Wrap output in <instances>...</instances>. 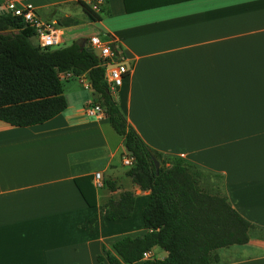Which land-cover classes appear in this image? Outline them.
Returning <instances> with one entry per match:
<instances>
[{
  "label": "crops",
  "instance_id": "0c3cea01",
  "mask_svg": "<svg viewBox=\"0 0 264 264\" xmlns=\"http://www.w3.org/2000/svg\"><path fill=\"white\" fill-rule=\"evenodd\" d=\"M105 2L109 15L87 24L115 42L130 68L117 88L128 123L152 150L221 176L229 202L251 223L247 242L211 250L209 264H264V0H126L131 12L125 0ZM60 77L78 79L63 87L64 111L31 126L0 120V264H99L103 245L145 232L149 191L125 174L123 137L105 113L86 114L97 104L86 74ZM95 172L117 190L94 187L89 206L75 179ZM129 189L131 217L107 220V199ZM166 255L154 246L148 258Z\"/></svg>",
  "mask_w": 264,
  "mask_h": 264
},
{
  "label": "trees",
  "instance_id": "16d2710c",
  "mask_svg": "<svg viewBox=\"0 0 264 264\" xmlns=\"http://www.w3.org/2000/svg\"><path fill=\"white\" fill-rule=\"evenodd\" d=\"M148 1H155L148 6L153 7L182 0ZM79 3L90 21L109 15L105 1L99 10L85 1ZM127 3L125 0L127 12L137 10ZM33 34L34 30L19 16L0 12V120L23 127L53 118L67 107L60 73L86 74L94 101L131 151L134 162L125 174L141 190L149 191L141 214L145 232L122 236L110 245V250L103 245L105 255L98 254L99 264H104L105 258L108 264H209L211 250L247 242L251 223L231 205L221 184L207 190L200 182L203 172L193 163L179 156L163 159V154L152 150L128 123L119 106L117 88L111 90L105 81L104 67L90 46L82 47L73 41L63 47L42 48L31 42ZM153 157L159 162L158 172ZM75 182L86 203L95 206L92 177L76 178ZM103 185L110 191L117 190L114 180L105 179ZM134 205V193L123 191L117 198L107 199L105 217L107 220L131 217ZM97 219V214L90 218L89 229L92 230ZM154 246L165 250L167 255L143 259V254Z\"/></svg>",
  "mask_w": 264,
  "mask_h": 264
},
{
  "label": "built area",
  "instance_id": "2783aa9c",
  "mask_svg": "<svg viewBox=\"0 0 264 264\" xmlns=\"http://www.w3.org/2000/svg\"><path fill=\"white\" fill-rule=\"evenodd\" d=\"M105 0H88L89 5L94 10H99V5ZM4 10L14 16H19L23 22L34 30L33 37L37 40V45L44 47H53L61 41L62 31L57 22H44L36 13L35 6L30 0H4L0 5V11ZM111 40H103L97 34L88 38L87 45L94 50L100 59V64L104 67V78L111 90L118 88L125 76L129 73V66L125 61V56L121 50ZM85 112L89 116H98L103 114L100 105L90 103L85 107ZM134 159L129 154L123 158L125 166L133 165ZM92 183L94 187L103 186V179L100 172H95ZM148 253L143 254V259L148 258ZM150 258V257H149Z\"/></svg>",
  "mask_w": 264,
  "mask_h": 264
},
{
  "label": "rangeland",
  "instance_id": "374dc122",
  "mask_svg": "<svg viewBox=\"0 0 264 264\" xmlns=\"http://www.w3.org/2000/svg\"><path fill=\"white\" fill-rule=\"evenodd\" d=\"M31 1V0H30ZM85 1V0H82ZM4 2V0H0V5H2V3ZM86 2V1H85ZM92 2H95V0H92ZM32 3V1H31ZM88 3V2H87ZM33 5H41L40 1H34V3H32ZM89 4V3H88ZM36 7L37 13L39 14L40 18L42 20H51L52 17H55V20L58 23V27L59 29H61L62 31V38L61 41L58 45L53 46L52 48L55 47H63L66 45H69L72 43V36L74 35V33L76 32H81L83 36H80L78 38H76L73 41H76L78 43H81L83 41L87 42L88 41V37L91 35V33H96L95 29H93L92 26H89L90 24H87L89 22H91L87 16L84 14V12L80 13V3L77 2L76 0H70L64 3H59L57 5H55L54 7H49V6H42V7ZM0 12L2 13H6L4 10H1ZM67 13H71V15L67 14ZM73 22V23H72ZM70 23L71 25H67V26H77L78 29H72V28H68V27H63L66 26V24ZM84 24V25H83ZM88 36V37H85ZM100 37L102 38L103 35L101 34ZM32 43H36V39H34V37L31 39ZM63 83V87H65V91L69 89L70 85H74L78 83V79L76 77H69V79H63L62 80ZM68 97L70 96V94H68ZM167 156H162L163 159H166ZM130 167V166H127ZM124 169H126V167H123ZM200 169L199 167L196 166V169ZM202 176H201V185L206 188L207 190H210L212 188V186H217L221 184V177L217 174H213L211 172H207V171H203ZM124 187H130L129 185L124 186ZM131 190V189H129ZM133 191V190H131ZM134 193V192H133ZM136 193H134L135 195ZM115 198H117V196H114ZM139 204V202H138ZM137 204V206H138ZM136 216L137 213H135ZM134 215V217H135ZM137 220V219H136ZM112 221V220H109ZM113 225V224H112Z\"/></svg>",
  "mask_w": 264,
  "mask_h": 264
},
{
  "label": "water",
  "instance_id": "95a60500",
  "mask_svg": "<svg viewBox=\"0 0 264 264\" xmlns=\"http://www.w3.org/2000/svg\"><path fill=\"white\" fill-rule=\"evenodd\" d=\"M81 46H82V47H84V46H88V45H87V42H85V41L81 42ZM125 150H126V152H127L129 155L131 154V151H128L126 147H125ZM153 162H154V164H155L156 172H158V169H159V162H158V160H157L155 157H153Z\"/></svg>",
  "mask_w": 264,
  "mask_h": 264
}]
</instances>
